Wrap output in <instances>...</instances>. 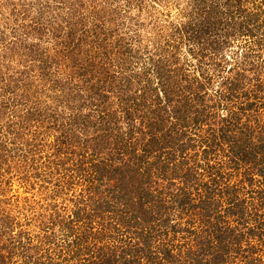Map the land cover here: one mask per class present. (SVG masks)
<instances>
[{
	"label": "rangeland",
	"instance_id": "rangeland-1",
	"mask_svg": "<svg viewBox=\"0 0 264 264\" xmlns=\"http://www.w3.org/2000/svg\"><path fill=\"white\" fill-rule=\"evenodd\" d=\"M194 2L0 0V264H264V1L209 56ZM111 154L142 219L91 179Z\"/></svg>",
	"mask_w": 264,
	"mask_h": 264
},
{
	"label": "trees",
	"instance_id": "trees-1",
	"mask_svg": "<svg viewBox=\"0 0 264 264\" xmlns=\"http://www.w3.org/2000/svg\"><path fill=\"white\" fill-rule=\"evenodd\" d=\"M193 1V0H192ZM194 15L191 17V21L189 24H191L192 27V35H189V38L192 39L193 44H196L201 42L202 39L206 40L209 44L207 47H202L201 51L199 50V54L201 52L204 56H209L214 53L217 55L215 49L222 50V48L225 47L227 44V39H239L238 37L244 36V33L242 31H248V28L251 23L258 22L259 19L256 15H259V13L263 12V5L260 3L256 4V10H249V5L251 3V0H194ZM264 1V0H261ZM196 13V14H195ZM185 29H190V26L188 24H185ZM183 31V29H182ZM184 32V31H183ZM233 36V37H232ZM260 38H264L260 37ZM185 42V39H183ZM203 40V41H204ZM263 40V39H262ZM262 40L259 39V41ZM205 41V42H206ZM219 42V43H216ZM248 42V41H247ZM180 43V42H178ZM226 43V44H225ZM216 45H222L219 47H215L214 50H212L213 46ZM210 46V48L208 47ZM253 46V45H252ZM191 50V49H190ZM194 50V49H193ZM246 54H251L253 51V48L250 46L247 47ZM248 50H253L252 52H248ZM173 76V75H172ZM168 76L165 81L167 82L164 86L165 96L168 101H173V95L170 93L172 90L170 86L174 79V77ZM181 82V81H180ZM180 86V84H178ZM161 97L162 95L159 94ZM187 115V116H186ZM186 117H188V114H185ZM241 124V123H239ZM130 135V134H129ZM132 134L129 136L131 139ZM129 138L126 139V141L129 142ZM118 144V143H117ZM128 153V152H127ZM123 151V153H119L117 156V159L119 161L123 160L124 156L127 154ZM138 154H135L136 156ZM133 156V160L135 159ZM142 157V155H139ZM139 158V157H137ZM105 161L104 164H101V167H99L98 175L92 177L91 179L93 181H96V178H98V181L100 180V186L103 184V186H106V189H109V191L114 190L113 193L115 195L111 196V192H108L105 196L102 197L103 201H108L110 203V200H113L112 198L116 199L117 201H120L117 203V206L120 207V203L126 206L130 211L133 212V216H138V219H142L141 216L146 212L147 207L144 205V201L140 199V201H137V197L140 198V194L137 190L138 186L136 184H133V181H130V183L124 182L130 174L128 173L127 177L125 178L121 171H117L114 175L109 172V169L115 166V158L111 155L106 156L102 159ZM133 164V163H132ZM138 171L137 169L133 171L132 178L134 177V174ZM100 173V175H99ZM118 176V177H117ZM90 179V180H91ZM169 188V187H166ZM106 189L104 191H106ZM264 190V189H263ZM108 191V190H107ZM168 197L169 195L175 196L171 190H168ZM262 193V191H260ZM262 195V194H261ZM247 203L246 207L245 204ZM243 203L240 207L244 214V228L242 231V234L247 235V243L249 247L257 249V245H253V238L258 240L260 245L262 246L264 244V192L263 195L260 197L259 201H249ZM103 208L105 204H102ZM235 203L232 205V209L236 207ZM65 209V208H64ZM107 209V208H105ZM240 209L237 211L239 212ZM82 207H76L73 211L72 215H74L75 220L83 222L87 220L88 218L92 217L88 215L87 209ZM236 210V208L234 209ZM246 211L248 214H246ZM122 216V215H121ZM73 218V220H74ZM123 222L125 217L120 218ZM246 219H249L247 221ZM247 221V222H246ZM57 220H53L52 223H56ZM254 222V223H253ZM120 224L122 223H118ZM121 231V230H120ZM254 246V247H252ZM102 248V247H101ZM101 248H99L101 250ZM99 252V250H98ZM254 253V252H253ZM94 254V252L92 253ZM99 254V253H98ZM97 254V255H98ZM166 257L171 256L170 250H167L165 253ZM248 260H256V257H254L253 254L248 255Z\"/></svg>",
	"mask_w": 264,
	"mask_h": 264
}]
</instances>
